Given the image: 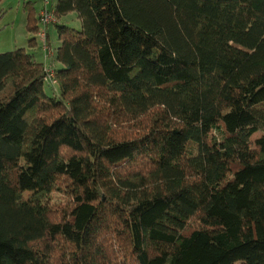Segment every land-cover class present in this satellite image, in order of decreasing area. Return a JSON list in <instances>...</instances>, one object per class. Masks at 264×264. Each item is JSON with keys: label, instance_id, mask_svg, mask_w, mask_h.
I'll return each instance as SVG.
<instances>
[{"label": "trees", "instance_id": "16d2710c", "mask_svg": "<svg viewBox=\"0 0 264 264\" xmlns=\"http://www.w3.org/2000/svg\"><path fill=\"white\" fill-rule=\"evenodd\" d=\"M54 13L52 95L0 52V264H264V0Z\"/></svg>", "mask_w": 264, "mask_h": 264}, {"label": "rangeland", "instance_id": "374dc122", "mask_svg": "<svg viewBox=\"0 0 264 264\" xmlns=\"http://www.w3.org/2000/svg\"><path fill=\"white\" fill-rule=\"evenodd\" d=\"M25 1L27 2L29 0H2V2L0 3V52L10 51L17 47H24L28 52L33 53L35 58L38 61H41L42 59L41 49H42L44 52V57L51 58L52 56L51 46H49L48 39H46L48 26L40 23L41 21L40 14L42 11L41 10L42 4H44V1L48 2L52 16L54 20H56V16L54 13V7H55V3L57 0H41V8L40 7L36 8L35 2L30 1V2H33L34 4L36 24L37 26H39L37 32L35 33L36 40L38 39L42 42L44 38V33H45L44 40L46 44H42L41 47H40V43L38 40H37L39 43L38 46L37 45H35L34 47L29 46L28 40L32 38V35L28 31L27 24H26L27 20L24 18L25 12L23 10L25 7L24 5ZM38 6H40V4H38ZM61 21L68 24L71 27H74L77 29L80 28V21L77 18V15L75 12L71 13V15L70 14L65 15V17L61 18ZM50 28L52 29L48 31L49 39H50L49 41L51 42V45L56 52V49L58 46V39H57L55 25L52 24ZM46 68L47 67H45V70L47 71L49 67L47 69ZM56 83L57 82L53 80H45L44 81L45 91L48 94L52 95L53 87L55 89L57 88ZM5 94L6 92L3 91L2 93H0V97H3ZM260 135H261V132H257L252 136V138H256ZM68 200H69V197H67L65 194L57 192V193L52 194L51 203L59 208H63L67 205ZM111 242L113 244V247L116 249L117 245L115 244L117 242L113 240H111Z\"/></svg>", "mask_w": 264, "mask_h": 264}, {"label": "crops", "instance_id": "0c3cea01", "mask_svg": "<svg viewBox=\"0 0 264 264\" xmlns=\"http://www.w3.org/2000/svg\"><path fill=\"white\" fill-rule=\"evenodd\" d=\"M29 1H34L35 2V7L36 8H41V0H29ZM38 4H40V6H38ZM37 5V6H36ZM39 11V10H38ZM25 14V16H24V18L26 19V13H24ZM70 15H71V13H69ZM68 15V14H67ZM63 17H65V16H63ZM62 17V18H63ZM51 27V25H49L48 27H47V38H48V44H49V46H51V50H52V56H51V58H49V57H47V58H45L44 57V52H43V50L40 48L41 46H42V44H41V41L39 42L40 43V49H41V55H42V59H41V61H42V63L44 64V66L45 67H58V65H59V63L55 60V50H54V48L52 47V45H51V42L49 41L50 39H49V33H48V31H50L52 28H50ZM31 35H32V37H35V33H30ZM38 40V39H37ZM36 40V42H37V46L39 45V43H38V41ZM47 60V61H46ZM45 64H47V65H45ZM46 68V69H47Z\"/></svg>", "mask_w": 264, "mask_h": 264}, {"label": "built area", "instance_id": "2783aa9c", "mask_svg": "<svg viewBox=\"0 0 264 264\" xmlns=\"http://www.w3.org/2000/svg\"><path fill=\"white\" fill-rule=\"evenodd\" d=\"M41 10L42 11L40 14V20H41L40 23H42L43 25H47V26L54 24L55 20H54L52 13L50 11V7H49L48 2L44 1V4H42ZM44 39H45V33H44V38H43L42 44H46ZM50 68H48V70H47V76L45 77V80H53L54 72Z\"/></svg>", "mask_w": 264, "mask_h": 264}]
</instances>
